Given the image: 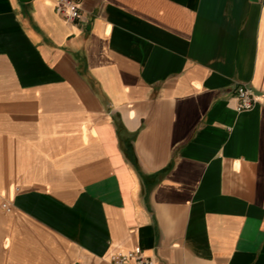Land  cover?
I'll list each match as a JSON object with an SVG mask.
<instances>
[{
	"label": "crops",
	"instance_id": "crops-1",
	"mask_svg": "<svg viewBox=\"0 0 264 264\" xmlns=\"http://www.w3.org/2000/svg\"><path fill=\"white\" fill-rule=\"evenodd\" d=\"M58 1L0 0V264H264V0Z\"/></svg>",
	"mask_w": 264,
	"mask_h": 264
},
{
	"label": "built area",
	"instance_id": "built-area-1",
	"mask_svg": "<svg viewBox=\"0 0 264 264\" xmlns=\"http://www.w3.org/2000/svg\"><path fill=\"white\" fill-rule=\"evenodd\" d=\"M57 12L61 14L69 22H78L81 20V10L75 0H59L57 5ZM238 105V112H248L255 108L258 99L254 96L252 90L245 85H241L236 91ZM3 208L8 212H12L11 201L3 205ZM111 264H155L152 260L144 257L140 251H133L127 255L115 256L111 260Z\"/></svg>",
	"mask_w": 264,
	"mask_h": 264
},
{
	"label": "water",
	"instance_id": "water-1",
	"mask_svg": "<svg viewBox=\"0 0 264 264\" xmlns=\"http://www.w3.org/2000/svg\"><path fill=\"white\" fill-rule=\"evenodd\" d=\"M20 1L23 2V3H27V2H30L32 0H20Z\"/></svg>",
	"mask_w": 264,
	"mask_h": 264
},
{
	"label": "rangeland",
	"instance_id": "rangeland-1",
	"mask_svg": "<svg viewBox=\"0 0 264 264\" xmlns=\"http://www.w3.org/2000/svg\"><path fill=\"white\" fill-rule=\"evenodd\" d=\"M7 201H8V199L3 200V202H2V206H3Z\"/></svg>",
	"mask_w": 264,
	"mask_h": 264
}]
</instances>
